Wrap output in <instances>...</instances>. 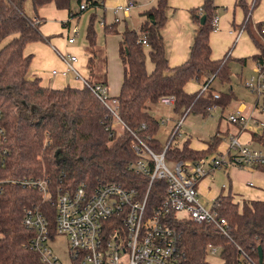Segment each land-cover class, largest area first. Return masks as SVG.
I'll use <instances>...</instances> for the list:
<instances>
[{
  "label": "trees",
  "instance_id": "trees-1",
  "mask_svg": "<svg viewBox=\"0 0 264 264\" xmlns=\"http://www.w3.org/2000/svg\"><path fill=\"white\" fill-rule=\"evenodd\" d=\"M27 1H31L37 15L40 8L53 3L58 10H68L72 18L79 17L86 10L99 8L103 2L0 0V110L10 152L5 167H0V264H44L28 247L33 233L23 225L24 210L41 207L54 220L53 208L44 201L42 193L22 186L19 180L50 177L52 187L70 191L81 183L93 189L100 182H116L126 189L138 190L143 198L150 177L128 169L130 163L141 158L134 151L133 144L139 138L156 154L165 149L156 138L161 125L150 113L151 106L161 97L172 95L177 99L174 113L184 114L190 109L206 115L208 106L216 104L224 111L236 98L232 89L227 94L221 93L219 100L214 98L215 89L210 86L205 91H186L187 84L192 81L214 77L224 85L232 79L233 60L228 55L220 60L212 58L210 37L217 8L214 0H204L201 6L190 10L191 19L196 24L193 43L188 59L176 67L169 64L163 35L169 0H158L155 6L143 12L145 21L138 30L125 25L122 32L119 57L123 65V81L116 98L120 118L127 128L122 135L112 137L106 129L109 110L90 88L51 89L42 86L40 79L28 77L33 55H25V48L45 37L40 31L44 19L26 14L24 5ZM84 1L90 2L88 8L74 13L72 4L76 2L80 7ZM239 6L246 16L247 0H239ZM203 16H206V22L201 24ZM95 20L94 14L86 31L89 57L85 79L91 85L107 84V62L97 45ZM119 24L114 21L103 25L105 34H119ZM247 27L255 46L263 49L264 44L249 28L250 23ZM142 38L148 47L139 42ZM146 49H149L148 56L153 65L151 72L147 68ZM257 58L258 55L252 57L253 60ZM238 61L245 62V59ZM103 68L104 74L99 75ZM252 140L264 148V135L252 134ZM221 141L222 135L218 131L210 138L206 150L192 149L189 141L181 148L170 144L165 159L168 162H196L215 152ZM150 165L154 166L152 160ZM166 190V180L154 181L147 203L149 214L161 206ZM216 200L220 202L219 214L228 222L230 237L221 234L214 224L179 220L174 212L164 218L165 223L182 234L186 264H211L208 262L210 245L221 249L224 264L259 263V248L264 260V201L240 204L231 194H220Z\"/></svg>",
  "mask_w": 264,
  "mask_h": 264
},
{
  "label": "built area",
  "instance_id": "built-area-1",
  "mask_svg": "<svg viewBox=\"0 0 264 264\" xmlns=\"http://www.w3.org/2000/svg\"><path fill=\"white\" fill-rule=\"evenodd\" d=\"M260 1L247 0L248 13L240 29L237 30L236 42L244 32L248 31L247 25L250 23L256 35L261 36L260 40L264 44V19L253 22L254 12ZM90 2L84 1L80 9H87ZM134 7L135 4L130 1L124 6H117L114 13L128 14ZM115 21L118 22L119 18L116 17ZM212 27L213 32H217L220 28V17L217 14L213 17ZM74 42L75 37L69 39V43ZM139 42L148 47L144 38ZM58 54L66 66L62 74L73 73L76 79L90 88L109 110L107 116L109 124L106 129L110 132V136L122 135L127 127L119 115L118 98L110 95L106 84L91 85L87 82L76 68V63L79 61L76 55L60 52ZM257 55L253 74L241 80V84L264 102V48H259ZM52 74L57 75L59 72L53 70ZM212 81L214 77L208 81L202 91L209 88ZM214 98L220 99V94L214 93ZM159 102L174 108L177 99L175 96L166 95L161 97ZM216 109L219 107L213 104L206 108V112L210 115ZM245 110L241 105L236 111H231L227 121L237 126L241 133L264 135V119L256 116L254 112L247 114ZM262 111L264 112V105ZM190 112L188 109L184 114H180L179 120L168 130L169 139L163 153L156 154L139 138L133 144L134 151L141 158L130 163L128 169L137 175L150 177L149 187L143 198H140L138 190L126 189L116 182H100L93 189L81 183L77 189L70 191L52 187L50 177L19 180L22 186L41 192L44 201L51 205L54 212L52 221L41 207L34 206L24 210L23 225L33 233L28 244L29 249L38 254L44 264H186L182 234L164 222L165 216L171 212H174L179 220L214 224L221 234L230 237L228 222L219 214L220 202L214 199L208 207L204 205L199 199L198 182L213 176L219 170H227L231 167L264 173V148L251 147L252 140L242 142L240 136L233 135L224 138L221 147L209 156L196 162H172L175 163V168L171 170L167 165L165 153L170 144H176L181 148L180 144L174 141L182 137L181 129ZM1 120L0 110V167L2 168L5 167L10 152L6 146L7 134ZM167 121L168 119L159 120L161 126L166 125ZM142 128L145 129L146 126L143 125ZM151 160L154 162L153 167L150 165ZM155 180L167 181L166 197L161 206L149 214L148 197ZM1 191L0 186V193ZM178 211H186L189 216L179 218ZM60 235L68 238L67 263L63 262L50 246V243ZM218 249L210 245L208 253L217 254ZM253 264H264V260L262 263Z\"/></svg>",
  "mask_w": 264,
  "mask_h": 264
},
{
  "label": "rangeland",
  "instance_id": "rangeland-1",
  "mask_svg": "<svg viewBox=\"0 0 264 264\" xmlns=\"http://www.w3.org/2000/svg\"><path fill=\"white\" fill-rule=\"evenodd\" d=\"M215 2L217 6L216 14L221 18V21H220L221 27L227 26V25L228 26L226 27V30L221 29L220 27L219 31L212 32L211 37H210V44L213 50V56L215 53V57L217 56V58L221 59L226 55V53L229 50L233 51L236 55L237 54L239 55L243 54L244 56L246 54H248V56L253 55L254 54L253 53L254 44L251 40L248 41L247 39H245V37H243L242 40L238 42V45L234 48V43L236 39L230 33V30H232L231 26L233 25V23L235 24L241 23L244 17L243 9L239 6L237 0H215ZM24 9L28 16L30 17L33 16L34 9H33L31 1H27L25 3ZM55 10H57V8ZM72 10L73 12L80 11V7L77 5L76 2L72 4ZM94 14L96 15L95 30L97 34V45L100 47H104V49L107 50L108 69L106 73L108 74V83L110 86V93L112 95L114 94L112 91L115 92L118 89L117 83L119 81L120 76L122 77L121 74H122V68H123V65L119 61L118 54H117L119 37L117 36V34L106 35L103 29V25H102L103 19L105 20L107 24H111L114 21V16L112 14V11L105 10L103 9V7L92 8V9L82 12L79 17L73 18L71 28L73 30L72 34H74L75 40H76V44L74 45V47L79 48L80 53L85 52L86 44H87L86 31H87V27L90 22V18ZM170 14H171L170 16H173L172 13ZM254 17L257 21H262L264 19V0H261L258 3V8L256 9L254 13ZM143 20H144L143 16L138 15L137 12H134L133 18L128 21V27L129 28H134V27L139 28ZM184 25H185V29L183 31L184 33H188L190 31L193 32V30L196 28V24L193 22L192 24L185 23ZM118 28H119V33H120L124 28L122 23L119 24ZM222 31L224 33H221ZM57 35H59L58 38L61 40V42L64 43V40H65L64 35L61 36V33ZM256 37L261 39V36L259 35H257ZM66 45L67 43L64 44L63 48L58 47L60 51L64 52L62 54H67V53L74 54L66 47ZM148 51L149 49H146V55L148 57L147 68H148V71L151 72L153 70V65L149 59ZM223 51L224 53L221 56ZM84 54L83 53L79 54V57L85 56ZM79 62H80V59H79ZM78 65L76 63V67L79 70H81ZM61 67L62 66L58 64V66H56L55 69L56 70L62 69ZM232 67L234 69L232 71L233 77L229 84L222 85L219 79H215L214 81L210 83V87L215 89L216 93H220V94L221 93L227 94L230 91V89H232V91L234 92L236 96L235 101H232L231 105L224 111L223 114L219 109H216L208 116H204L203 114L196 112V111H191L189 115L187 116V118L185 119L184 125L181 129L182 137H179L178 139H176L174 141L175 143H178V140H182L184 138H190L192 140V143L196 142L202 145L203 143H207V141L215 135V133L217 132L219 128L221 130H226L228 127L230 133L235 132V128H233L227 122V116L231 111H236L237 105L241 102H244L251 107L255 105L256 103V106H257L256 116L264 119V112L262 111L264 102L258 99V97L255 96L254 94L250 93L241 84V80H243L244 78L240 79L237 76V71L239 70L240 72L241 66H239V64H234ZM251 68H252V60L249 59V64H248L247 69H244L243 77L250 73ZM104 71L105 69L103 68V70L100 71L98 74L103 75ZM80 72L82 73L83 76L88 75L86 72H84V70L83 71L81 70ZM208 81H209L208 78H204L200 82L192 81L189 84H187V90H189L191 93H195L200 90H203L204 86L207 85ZM151 109H152L153 116H155L157 120H162V119L167 120L168 119L166 125L161 126V129L156 136V138L159 139L163 145H165L169 139L168 130H170L176 124L177 120H179V116H177V114L174 113V111L172 110L173 108L166 106L161 102H158L157 104L153 105ZM221 117H223V120L220 124ZM118 128H119V131H121L120 127ZM245 133L242 135V137H240L242 142L247 141L246 139H247V135L249 134V132H245ZM250 146L257 147V145L254 142H251ZM167 165L171 170H174L175 163L167 162ZM232 169H237V168L231 167L230 170ZM233 171H235L236 173V175H234L233 177L234 178L233 180L237 181L239 184H242V183L244 184L246 183V181L250 180L251 178V176L246 172V170L242 171L238 169V170H233ZM223 184H229V179L227 178L226 175H224L223 169L217 172L215 181L210 184L211 190L208 188L206 182L202 183L200 180L198 182L200 201L208 207V205H210L211 202L213 201L211 197L213 195V192L219 191ZM177 216L179 218H187L189 214L186 211H178ZM50 246L60 256L61 260L67 263L68 250H69L68 238L66 236L60 235L57 238H55L54 241L50 243ZM208 262L211 264H224V261L221 258L220 248L218 249L217 254L210 253L208 255ZM246 264H253V263L251 261H248Z\"/></svg>",
  "mask_w": 264,
  "mask_h": 264
},
{
  "label": "crops",
  "instance_id": "crops-1",
  "mask_svg": "<svg viewBox=\"0 0 264 264\" xmlns=\"http://www.w3.org/2000/svg\"><path fill=\"white\" fill-rule=\"evenodd\" d=\"M130 1H132L135 4V7L128 14H123V13L121 14L120 13V15H116L114 13V9L117 6H124ZM157 1L158 0H103L102 5L99 8L103 7V9H105V10L112 11V14L114 16V21H115L116 17H118L119 18L118 22H120V24L122 23L123 27L125 28V25H128V21L133 18L134 12H137L138 15L143 16V12L150 9L151 7L155 6ZM203 1L204 0H169V9L167 11L168 21H167L166 26L163 30V35H164L165 44H166V54H167V58H168V61H169V64L171 67H176V66L183 64L189 57L190 48H191L192 43H193V37H194V33H195L196 28L193 30V32L190 31L188 33H184L183 32L185 29L184 24L185 23H191L192 24L193 21L191 19L190 10L193 8L201 6ZM237 2L239 4V0H237ZM214 4L216 5L215 0H214ZM55 9H56V7L53 3L48 4V5L42 7L38 10V15L34 11L33 16H31L32 18H37V16H38L40 19L41 18L44 19L42 25L40 26V31H41L42 35L45 37V39L43 41H40V42L30 43L25 48V51H24L25 55H33V60H32V63H31L30 69H29L28 77L30 79H35V78L40 79L42 86L47 87V88H51V89L62 90L68 86L81 89L84 87V84L81 80L76 79V77L74 76L73 73H69L68 75L62 74V72L66 70V66L62 62L58 52L64 53V52L60 51L59 48H63L64 44L67 43L66 47L80 59V62L79 61L77 62V65L79 64L78 65L79 68L82 71L84 70V72H86L88 74L87 64H88V57L89 56H88V53H86L88 43L86 44L85 52H81V53L79 51V48L74 47V45L76 44V40L74 43H69V39L75 37L74 34H72L73 30L71 28L73 18H72L71 14L69 13L68 10H61L62 11L61 12L60 10L58 11V9L57 10H55ZM170 13H172L173 16H170L171 15ZM245 17L246 16L244 15L241 23H238V24L233 23V25L231 26L232 30H230V33H231V35H233L235 37V39H236L237 30L240 29L241 24L245 20ZM144 21H145V17H144V20L141 22V24ZM220 21H221V18H220ZM254 21H257V20L255 19V20H253V22ZM103 23H105L104 25L107 24L104 19H103ZM227 26L221 27V22H220L221 29L226 30ZM124 28H123V30H124ZM249 28L253 31L251 25ZM103 29H104V26H103ZM132 29L138 30L139 28L134 27ZM123 30L119 34H117V36L119 37L117 54H118V58H119L120 62H121V60L119 57V50H120V46H121L120 43L122 40ZM219 30H220V28H219ZM164 32H166L167 35ZM59 33H61V36L64 35L65 40H66V41L64 40V43L61 42V40L58 38L59 35H57V34H59ZM221 33H224V32L222 31ZM255 35H256V33H255ZM243 37H245V39H247L248 41L251 40L253 42L251 34L248 30L240 36V38L237 42L235 41L234 48L238 45V42L240 40H242ZM9 40L10 39L6 40V42H8ZM253 44H254V42H253ZM99 48L102 51V53L105 55L106 62L108 64L107 50H105L104 47L99 46ZM253 48H254V51H253L254 54L251 56L250 55L248 56V54H246L245 56L243 54H240V55L237 54L236 55L231 50H229L226 53V55H228L233 60L231 63V72H230L231 78L233 77L232 71L234 69L232 66L234 64H239V66H241L242 70L240 69V72H239V70L237 71V76L240 79L248 78L253 74L254 60L252 59V57L254 55L258 54V48L255 46V44H254ZM74 50H76L77 52ZM224 51H226V50H224ZM224 51L222 52L221 56L223 55ZM82 53L83 54L86 53V54H84L85 56L79 57V54H82ZM218 55H220V54H218ZM212 58L214 60H220V58H217V56L215 57V53L213 56V50H212ZM223 58H221V59H223ZM238 59H245V62H241V61L239 62ZM249 59L252 60V68H251L250 73L243 77L244 69H247L248 64H249ZM58 64H60V66H62L61 67L62 69L57 70L59 72V74L53 75L52 71H53V69L56 70L55 67L58 66ZM107 64H106V71L108 69ZM81 70H79V71H81ZM121 75H122V77L120 76L119 81L117 83L118 89H117V91H115L116 93L114 91H112L114 93V94H112V96H114V97L118 96L119 92H120L121 84L123 81V68H122V74ZM83 77L85 78L86 76H83ZM106 85L109 87V90H110V86L108 83V74H107V84ZM186 91L191 93L189 90H187V86H186ZM215 93H216V91H215ZM110 95H111V93H110ZM235 99L232 101H235ZM232 101H231V103H232ZM231 103L229 104V106L231 105ZM241 105L245 107V109H246L245 112L247 114H251L253 112L255 115L257 114L256 113V107H255L256 103H255V105H253L251 107V106L247 105L246 103L241 102L237 105L236 109L241 107ZM217 106L219 107V110L222 112V114L229 107L228 106L223 111L221 106H219V105H217ZM151 107H153V106H151ZM150 113L152 114V109H150ZM208 115L209 114L207 113L204 116H208ZM177 116H179V115L177 114ZM222 120H223V117H221V119H220V124H221ZM229 125H231L233 128H235V132L230 133L228 127L226 130H221L218 127L219 129L217 130V132L219 131L222 135L221 143L223 142L224 138H229L233 135L242 137V135L245 133V132L241 133L240 132L241 130L237 126H234L230 123H229ZM229 125H227V126H229ZM209 140L207 141V143H203L201 145V144L196 143V142L192 143V140L190 138H184L182 140H178V143L180 144L179 145L180 147H183V144L186 141H189L190 147L192 149L202 151V150L207 149ZM246 140H247L246 142H249L252 140V133L249 132ZM251 142H254L257 146H260L258 143H256L253 140ZM221 143L218 146V149L221 147V145H222ZM230 169H227V170L223 169L224 175H226L227 178L229 179V184H223L219 191H214L213 195L211 196L213 200H214V198L216 199L220 194H224V195L231 194L234 197V199L240 204L245 202V201H255V200L264 201V173L263 172L246 170V172L251 176V178H250V180L246 181V183L239 184L237 181L233 180L234 175H236L235 171H233V170H238V168L232 169V170H230ZM239 170H241V169H239ZM231 171H232V173H231ZM217 172L213 176L207 177L206 179L202 180V183L206 182V184L210 190H211L210 184L215 181V177H216Z\"/></svg>",
  "mask_w": 264,
  "mask_h": 264
},
{
  "label": "water",
  "instance_id": "water-1",
  "mask_svg": "<svg viewBox=\"0 0 264 264\" xmlns=\"http://www.w3.org/2000/svg\"><path fill=\"white\" fill-rule=\"evenodd\" d=\"M206 22V16H203L201 19V24H204ZM259 262L262 263L263 262V253L261 248H259Z\"/></svg>",
  "mask_w": 264,
  "mask_h": 264
}]
</instances>
